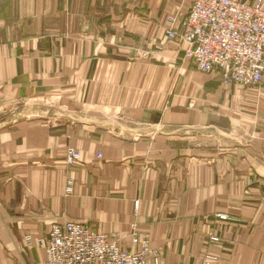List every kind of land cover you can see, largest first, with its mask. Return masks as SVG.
<instances>
[{
    "label": "crops",
    "instance_id": "crops-1",
    "mask_svg": "<svg viewBox=\"0 0 264 264\" xmlns=\"http://www.w3.org/2000/svg\"><path fill=\"white\" fill-rule=\"evenodd\" d=\"M192 2L0 0V264L62 219L162 264H264V85L186 57Z\"/></svg>",
    "mask_w": 264,
    "mask_h": 264
},
{
    "label": "built area",
    "instance_id": "built-area-1",
    "mask_svg": "<svg viewBox=\"0 0 264 264\" xmlns=\"http://www.w3.org/2000/svg\"><path fill=\"white\" fill-rule=\"evenodd\" d=\"M180 23V31L168 35L189 44L186 57L198 70L221 73L227 83L264 85V0H193ZM80 158L78 149H67L69 165ZM73 182L67 181L68 193ZM217 217L226 220L228 215ZM129 237L138 250L122 248L117 239L88 224L62 219L38 238L45 258L37 264H162L160 251L150 246L146 235L133 228ZM25 239L33 241L31 235Z\"/></svg>",
    "mask_w": 264,
    "mask_h": 264
},
{
    "label": "rangeland",
    "instance_id": "rangeland-1",
    "mask_svg": "<svg viewBox=\"0 0 264 264\" xmlns=\"http://www.w3.org/2000/svg\"><path fill=\"white\" fill-rule=\"evenodd\" d=\"M67 186H68V185H67ZM67 186H66V192H67ZM73 189H74V182H73L72 191H73ZM67 193H68V192H67ZM70 193H71V192H70ZM214 238H217V237H215V236L210 237L211 240H214V241H215ZM217 240H218V238H217Z\"/></svg>",
    "mask_w": 264,
    "mask_h": 264
}]
</instances>
